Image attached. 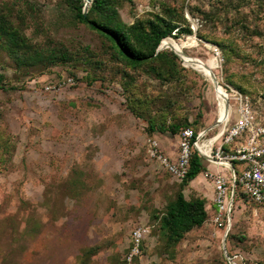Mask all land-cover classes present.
I'll return each mask as SVG.
<instances>
[{
    "label": "rangeland",
    "instance_id": "obj_1",
    "mask_svg": "<svg viewBox=\"0 0 264 264\" xmlns=\"http://www.w3.org/2000/svg\"><path fill=\"white\" fill-rule=\"evenodd\" d=\"M164 4L180 6L192 30L164 39L186 42L183 54L191 59L215 57L217 87L229 95V87L240 86L256 121L264 122V0H121L118 10L130 23ZM69 5L0 0L31 43L51 39L73 55L48 67L18 65L0 49V264H121L137 226L149 232L131 264H264V205L246 196L234 199L225 237L226 225L211 221L212 207L179 241L167 246L159 234L157 216L180 182L149 148L155 140L161 152L177 155L178 132H151L148 121L209 127L221 115L216 86L179 57L170 75L139 68L124 77L122 62ZM192 5L212 14L192 16ZM216 41L232 49L231 57ZM229 104L236 120L231 95ZM200 178L187 182L183 194L212 204Z\"/></svg>",
    "mask_w": 264,
    "mask_h": 264
},
{
    "label": "trees",
    "instance_id": "obj_2",
    "mask_svg": "<svg viewBox=\"0 0 264 264\" xmlns=\"http://www.w3.org/2000/svg\"><path fill=\"white\" fill-rule=\"evenodd\" d=\"M120 1L91 0L86 14H83L82 0H68L73 18L92 29L101 42L108 47L111 55L125 66L123 69L124 77L130 78L129 70L139 68L150 70L159 76H167L175 72L179 61L176 53L171 49L157 50V47L160 41L166 37L178 39L181 35L191 34L192 30L184 17L182 8L174 4H164L158 13H152L147 17H137L132 22L127 23L119 14ZM28 9L29 4L26 3L18 15H22ZM189 13L192 16L198 15L201 19L212 14L197 5H192ZM198 35L202 37V34L198 33ZM216 44L226 51L224 57H231L232 49L227 44L218 41ZM0 49L4 50L18 65L41 63L44 67H48L68 63L73 59L72 53L61 42L48 39L44 45L31 43L15 25L9 9L0 10ZM237 90L248 96L251 105V98L245 90L240 86ZM194 122L196 121L194 120ZM259 123L263 124L264 122ZM182 124L184 123L177 122L165 126L164 124L157 125L156 122L149 120L148 129L151 132L160 131L171 134L178 132L179 134L183 128H191V126L182 127ZM200 130L193 129L194 133ZM248 134L246 130L234 137L229 143L223 145V152L230 153L238 145L245 143ZM232 164L236 174H239L241 163L234 160ZM204 170L202 157L195 149H192L188 170L183 179L179 181V189L175 197L165 205L163 213L159 217L157 216L159 234L167 246L182 239L186 232L201 226L208 218L206 201L203 197L192 196L187 199L183 194V187L187 182ZM238 196L248 198L236 182L233 201ZM212 209L213 214H215L214 205ZM224 224L225 217L222 223L217 226H225ZM121 264H125L124 261H121Z\"/></svg>",
    "mask_w": 264,
    "mask_h": 264
},
{
    "label": "built area",
    "instance_id": "obj_3",
    "mask_svg": "<svg viewBox=\"0 0 264 264\" xmlns=\"http://www.w3.org/2000/svg\"><path fill=\"white\" fill-rule=\"evenodd\" d=\"M229 90L225 119L220 122L221 129L209 139H213L209 146H203L204 141L201 140L208 131L204 132V129H201L194 133L192 128L185 127L178 134V153L175 158L161 152L155 140L151 141L149 148L150 155L155 157L161 166L178 181L183 179L188 170L192 149L208 161L228 171V174L223 170L204 171L205 177L213 188L212 202L215 206V214L212 215L211 221L214 225H220L224 217L225 225H227L236 182L251 201L264 205V123L260 124L256 121L247 95L233 87H229ZM230 95L237 103L238 118L236 120H233L231 115ZM246 130L249 133L246 142L238 145L232 152L224 153L223 145ZM202 149H207V153H204ZM234 160L242 165L239 174H236L233 167ZM146 232H149L148 227L137 226L133 229L132 244L124 257L125 264H131L134 256L140 253L141 241Z\"/></svg>",
    "mask_w": 264,
    "mask_h": 264
},
{
    "label": "bare ground",
    "instance_id": "obj_4",
    "mask_svg": "<svg viewBox=\"0 0 264 264\" xmlns=\"http://www.w3.org/2000/svg\"><path fill=\"white\" fill-rule=\"evenodd\" d=\"M162 45L163 46H171L184 59V61L187 63V65L204 72L205 76L212 81L213 75H212L211 71L215 67H217V61H216L215 57L209 58L205 62H202V61L200 62L198 60L186 57L183 54V48L185 47L186 42H174V41H169L167 39H164L162 41ZM216 91H217V95H218L220 106H221L220 107L221 115L218 119L222 120V119H225V116H226V113L228 110L227 103H226L227 95L224 94V92L220 88H218L217 86H216ZM212 140L213 139L208 140L207 142H204L203 146H206V147L209 146ZM202 151L204 153H207V149H202Z\"/></svg>",
    "mask_w": 264,
    "mask_h": 264
},
{
    "label": "crops",
    "instance_id": "obj_5",
    "mask_svg": "<svg viewBox=\"0 0 264 264\" xmlns=\"http://www.w3.org/2000/svg\"><path fill=\"white\" fill-rule=\"evenodd\" d=\"M165 154H167L168 156H170L171 158H175L176 157V155H172L171 153H165ZM201 157H202V159L204 158L205 159V161L206 162H203L204 163V166H205V170H211V171H216V170H223V171H227L226 169H224L222 166H220V165H217V164H215L214 162H210V161H208L204 156H202L201 155ZM204 170V171H205ZM204 171L203 172H201V173H199L194 179H192L194 182H195V180L197 181V180H201V178H200V176L202 175L203 176V178L205 179L204 181V183H202L203 185H204V193H205V195L204 196H206L207 198H208V196H210V197H212L213 198V188H212V186H211V184H210V182H209V180L205 177V174H204ZM228 172V171H227ZM199 182H201V181H199ZM186 198V197H185ZM213 206V203L212 204H209L208 202H206V208H211Z\"/></svg>",
    "mask_w": 264,
    "mask_h": 264
},
{
    "label": "water",
    "instance_id": "obj_6",
    "mask_svg": "<svg viewBox=\"0 0 264 264\" xmlns=\"http://www.w3.org/2000/svg\"><path fill=\"white\" fill-rule=\"evenodd\" d=\"M83 1H84V3H83L82 11H83V14H86L87 9H88V5L90 4L91 0H83ZM163 47L164 46L162 45V40H161L160 43H159V45H158V47H157V50H159V49H161ZM170 49H172V48H170ZM173 51L182 60V57L175 50H173ZM212 75H213L212 76V84H213V86H217L218 85V81L216 79V76L214 74H212ZM226 101H227L226 103H227V107H228L227 97H226ZM220 122H221V120L217 119L215 123H213L209 127L205 128L204 129V132L209 131L210 129L216 127L217 125H219ZM229 228H230V221L228 220L227 225H226V228H225V231H224V237L226 236Z\"/></svg>",
    "mask_w": 264,
    "mask_h": 264
}]
</instances>
